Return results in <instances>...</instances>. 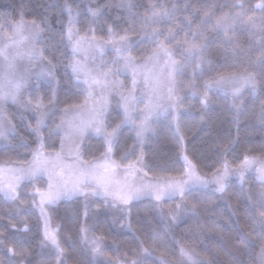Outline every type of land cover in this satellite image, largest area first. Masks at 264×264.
<instances>
[{"label": "snow or ice", "instance_id": "1", "mask_svg": "<svg viewBox=\"0 0 264 264\" xmlns=\"http://www.w3.org/2000/svg\"><path fill=\"white\" fill-rule=\"evenodd\" d=\"M40 7L0 11V261L264 264V0Z\"/></svg>", "mask_w": 264, "mask_h": 264}, {"label": "trees", "instance_id": "2", "mask_svg": "<svg viewBox=\"0 0 264 264\" xmlns=\"http://www.w3.org/2000/svg\"><path fill=\"white\" fill-rule=\"evenodd\" d=\"M12 2V0H0V11L9 9L10 7V3ZM16 3H19L20 0H15ZM49 0H26V3L28 4V15L26 18H31L32 15H34L35 13H41L42 12V8L40 7V5L42 3H48ZM100 2H106V0H100ZM140 2L142 3L143 0H140ZM157 2L159 3V0H157ZM165 2L167 3V5L170 7L171 6V2L172 0H165ZM176 4L179 6L182 3V0H175ZM83 7V5H81ZM45 7H47V4H45ZM177 12H180L181 9L178 7ZM219 11V9L217 10ZM118 10L117 9H113L112 12L108 15V19L111 20L113 16H115L117 14ZM53 21H55V17H53ZM236 31L238 33H240V35L244 38L247 39L246 36V31L243 29L242 26L237 25ZM216 113H214V119H216V123L220 125L219 128L216 127V125L214 124L213 127L211 129H209L207 126L202 127L200 132L197 133L192 140L189 141V146L197 149L198 150V154L199 151H203L204 149V145H201L199 142L202 139H208L209 142H211V137H204V133L205 132H220L221 134L224 131H227L226 128V117L224 115V113L220 112L219 109H215L214 110ZM219 114V115H217ZM255 140H259V137L256 136L254 137ZM4 207L5 205L0 204V216H7L8 213L6 211H4ZM26 211V210H22V213ZM149 215H154L152 213H149ZM225 216L228 217L229 219H231V217L229 216V214L227 212H225ZM133 220L140 225L145 231H147L151 225L148 224L147 222V218L145 217L143 212H138L134 215ZM157 223H159V221H156ZM100 223L101 225L105 226L113 235H115L118 239L123 238L124 236H127L128 234L117 230L115 227L111 226L108 221H107V217L106 214L102 213L101 217H100ZM221 223H224L223 221H221ZM224 226L227 230L229 231H234L235 230V225L233 224L232 227L229 229L228 224L224 223ZM6 222L5 221H0V230L6 228ZM240 237H237V240H239ZM35 241H36V237H32L30 240L27 241L28 244L33 245V256L31 257V259H39L42 256V252L39 249L38 246L35 245ZM216 243V244H221L220 240L214 236H209L206 239V243L208 245H211L212 243ZM201 247H203V245H201ZM69 258L71 259V255L69 256ZM0 264H7V261H0Z\"/></svg>", "mask_w": 264, "mask_h": 264}]
</instances>
